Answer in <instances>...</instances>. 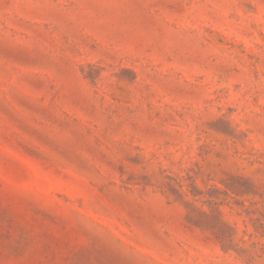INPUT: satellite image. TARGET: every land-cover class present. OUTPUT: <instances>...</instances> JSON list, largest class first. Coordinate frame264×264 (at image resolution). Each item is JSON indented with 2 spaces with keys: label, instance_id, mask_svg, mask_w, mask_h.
<instances>
[{
  "label": "rangeland",
  "instance_id": "rangeland-1",
  "mask_svg": "<svg viewBox=\"0 0 264 264\" xmlns=\"http://www.w3.org/2000/svg\"><path fill=\"white\" fill-rule=\"evenodd\" d=\"M0 264H264V0H0Z\"/></svg>",
  "mask_w": 264,
  "mask_h": 264
}]
</instances>
